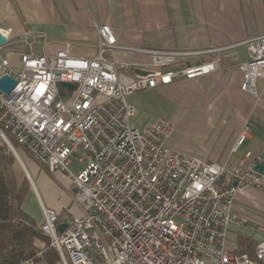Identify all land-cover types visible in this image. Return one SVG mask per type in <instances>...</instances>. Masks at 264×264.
Returning <instances> with one entry per match:
<instances>
[{"label":"built area","instance_id":"obj_1","mask_svg":"<svg viewBox=\"0 0 264 264\" xmlns=\"http://www.w3.org/2000/svg\"><path fill=\"white\" fill-rule=\"evenodd\" d=\"M0 32L6 37L0 76L16 80L8 93L0 90V138L19 161L22 152L70 179L67 203L60 212L41 203L39 224L62 264H264V241L253 257L226 241L231 223L239 222L231 212L234 195L260 183L263 173L253 165L261 154L248 167L243 161L227 167L168 148L169 119L141 128L131 123L129 95L207 75L221 58L176 69L193 52L142 49L149 63L120 60L110 55L120 46L108 24L97 27V52L90 57L71 55L68 46L35 54V35L24 34L13 46L8 31ZM242 45L248 58L240 64V88L255 94L256 79L264 77V34ZM6 49L20 56L19 67L2 55ZM129 68L146 73L127 75ZM60 82L74 88L60 89ZM245 137L243 130L235 146ZM61 222L66 226L59 232ZM41 255L38 250L18 264H46Z\"/></svg>","mask_w":264,"mask_h":264},{"label":"crops","instance_id":"obj_2","mask_svg":"<svg viewBox=\"0 0 264 264\" xmlns=\"http://www.w3.org/2000/svg\"><path fill=\"white\" fill-rule=\"evenodd\" d=\"M101 24L111 26L120 48L110 55L120 60L149 63L142 49L193 52L180 57L176 69L221 58L207 75L129 95L135 106L131 123L141 128L169 119L174 127L168 148L227 167L254 163L264 151V77L256 79L255 94L241 90L240 64L248 58L242 43L264 34V0H0V29L8 31L13 46L20 36L35 35V54L53 55L68 46L71 55L93 56ZM2 55L20 66L17 53L6 49ZM243 130L246 137L235 146ZM20 164L31 183L23 208L39 226L41 203L54 210L66 204L70 179L60 170L39 168L26 154ZM231 212L239 222L231 223L227 245L253 257L255 245L264 241V174L258 186L234 195Z\"/></svg>","mask_w":264,"mask_h":264},{"label":"trees","instance_id":"obj_3","mask_svg":"<svg viewBox=\"0 0 264 264\" xmlns=\"http://www.w3.org/2000/svg\"><path fill=\"white\" fill-rule=\"evenodd\" d=\"M13 145L17 148L15 143ZM3 157L0 170V264H18L38 250L42 251L39 259L46 264H62L58 252L50 246V238L42 233L23 208L30 187L26 178L18 177L12 154Z\"/></svg>","mask_w":264,"mask_h":264},{"label":"water","instance_id":"obj_4","mask_svg":"<svg viewBox=\"0 0 264 264\" xmlns=\"http://www.w3.org/2000/svg\"><path fill=\"white\" fill-rule=\"evenodd\" d=\"M5 41H6V37L0 32V45L4 44ZM136 72L139 74L146 73L145 71H142V70H137ZM15 84H16V80L11 75L5 73L2 76H0V90L2 92L8 93L15 86ZM62 87L73 89L74 84L69 83V82H60L59 88L61 89ZM9 149L14 154V156L18 159V156L15 150L13 149V147L12 148L10 147ZM253 169L264 174V152L261 153V161L254 164ZM65 226H66V222H61L57 224L58 231L61 232L65 228Z\"/></svg>","mask_w":264,"mask_h":264},{"label":"rangeland","instance_id":"obj_5","mask_svg":"<svg viewBox=\"0 0 264 264\" xmlns=\"http://www.w3.org/2000/svg\"><path fill=\"white\" fill-rule=\"evenodd\" d=\"M1 139V138H0ZM2 140V139H1ZM0 140V170L2 169V163H3V156H4V154H8V153H10V154H12V156L14 157V168H15V171H16V173H17V175H18V177L19 178H22V176H24L25 178H26V180H27V182H28V184H29V186L31 185V183H30V181H29V178H28V176L25 174V172L23 171V168H22V166H21V164H20V161L14 156V154L10 151V149L7 147V145L3 142V140L1 141ZM21 154V156L24 158V160H25V154L24 153H20ZM20 156V157H21ZM21 157V158H22ZM70 167H72V168H75V169H77L78 168V163H76V162H72V164L70 165ZM21 172H22V174H21ZM36 178H34V180H35ZM26 205V201H25V204H24V206ZM60 210H61V208H60V205L58 206V208L57 209H55V211H57V212H60ZM73 210H74V208H73Z\"/></svg>","mask_w":264,"mask_h":264},{"label":"bare ground","instance_id":"obj_6","mask_svg":"<svg viewBox=\"0 0 264 264\" xmlns=\"http://www.w3.org/2000/svg\"><path fill=\"white\" fill-rule=\"evenodd\" d=\"M21 162V161H20Z\"/></svg>","mask_w":264,"mask_h":264}]
</instances>
